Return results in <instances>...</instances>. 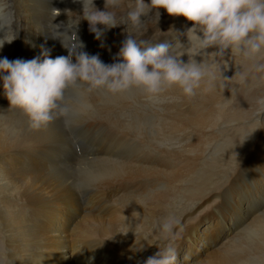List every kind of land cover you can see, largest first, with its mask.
Masks as SVG:
<instances>
[{
    "label": "bare ground",
    "instance_id": "obj_1",
    "mask_svg": "<svg viewBox=\"0 0 264 264\" xmlns=\"http://www.w3.org/2000/svg\"><path fill=\"white\" fill-rule=\"evenodd\" d=\"M95 6L100 10H105V0H95ZM53 7L61 10L62 13L64 9H69L72 12L70 17L83 16L82 4L73 2V0H14L15 27L18 35L13 43L5 44L3 49H0V57H7L9 60L22 59L21 48L18 45L20 40L24 42L22 48L26 50V53L34 55L35 58L41 57L42 50L55 52L53 58L67 56L68 51L59 47L62 46L61 39L53 38L52 32L51 34L46 32L47 27L51 30ZM159 12L158 21H156L155 10L150 12L148 17H142L144 28L147 30L142 35L137 34L138 40H144L156 28L160 20L166 17V10L160 9ZM181 17L183 16L173 18V23L185 26L179 37L173 38L175 40L172 42L173 46L177 40L186 42L184 33L192 26V22L181 19ZM68 19L67 15L61 14L56 18L55 23L63 21L66 26ZM39 20H44L47 25L39 24ZM180 20H182L181 23ZM125 28L126 25L113 28L116 31L114 35L120 44L127 37ZM59 31L63 32L64 28ZM73 31L76 32L77 37L80 31L94 35L89 31V24L83 18L77 27L71 29L70 35ZM130 31L133 30L130 29ZM165 36L166 33L160 34L161 39ZM84 38L89 41L83 34ZM83 45L84 48L80 51L91 55L89 50L92 48L88 50L87 45L84 43ZM73 61L75 62V57ZM234 76L235 72H222V77L225 79L231 80ZM238 80L239 77L231 81L218 78V84L214 90L203 92L204 85H209L205 82L196 90L194 96L186 97L180 91L168 100L173 103L163 104L161 108L164 111L175 109L181 111L177 113L180 115L179 120L169 121L171 128L161 130L165 135L176 136L175 139H169L171 148L163 153L156 148L154 150L145 149L143 135L135 128L136 120L141 123L146 115L151 118L148 97L138 99L137 102L140 104L137 107L134 103L121 100L113 105H106L101 98L100 89H89L86 85L82 86L79 89L82 97L73 103L75 115L67 118V123L71 125L68 126L72 128L74 125L85 122L98 123L99 128L109 125L107 129L113 131V134L107 131L102 132L98 139L97 155L100 158L94 155L93 145L88 144L90 139L85 138L82 153L93 155L88 154L83 159L90 160L87 165L89 167L96 166L102 161H110L114 165L121 163L126 167L123 176L108 179L92 188L98 190L97 192L92 194L91 190L89 192L83 190L81 193L84 201L80 200V193L65 182L64 178L60 177L62 175L59 176L64 172V167L60 168L63 160H71L73 163L72 160L79 157L72 143V137H69L66 130L67 123L61 121L59 115L54 113L53 120L47 125L38 129L33 128L25 112L11 108L2 84H0V232L3 234L0 251L4 255L3 264H106V256L110 260L109 264H144L149 256L158 251V246L163 247L167 243H172L176 247L175 242L178 239H185L183 232L185 226H189L190 221L196 220L197 216L202 214H217L213 230L206 233V237H212L217 243L209 245L204 258L193 259L187 255L186 264H207L214 261L219 252L229 251L243 231L254 222L255 218L258 219L256 214L259 211L253 209L251 215L253 219L247 217L243 224L244 227L237 228V219L234 217L232 219L222 210L236 206L238 217L245 207V203L241 204L240 200L251 201V197L255 198L258 194H264L263 191L260 192L262 188L259 177L248 176L249 179L245 180L242 176L244 169L252 164L257 151L262 152L263 132L252 136L247 152L235 156L236 161L233 167L226 171V175L225 173L219 174L220 184L218 186H215L213 179L218 172L216 174L213 172V176L207 177L205 187L214 186V188L204 196L202 195L203 197L192 207L190 206L191 208L181 210L183 207L180 209L174 201L171 203L168 196L177 190H187V193L193 191L192 176L197 170V165L204 163L205 156L211 150L210 145H207L204 140L211 139L214 129L218 126V121L209 126L208 113L221 107L225 101L226 97L221 99L223 91H219V88L223 84H228L229 86L226 85L224 88L233 89L239 83ZM79 106L83 109L78 108ZM189 108L192 111L190 113L186 112ZM195 113L202 117H196V119L190 117ZM21 120V132L23 133L4 132L9 125L17 124ZM193 121L196 124L192 126ZM90 131H87L85 135H92ZM159 132H156L157 138ZM128 136L131 138L129 141L125 139ZM258 139L261 143L257 142ZM128 145H134L137 154L128 153L127 151H131L126 149ZM53 157H58L59 161L55 162ZM137 157L141 159L161 157V160H157L158 162L141 161L137 166L135 165ZM263 167L264 164L260 165L259 170ZM137 169L150 170L151 173L144 174ZM224 185L225 187L221 189ZM146 186L152 187L149 193L150 198L149 195L143 198L145 201L139 205L138 201L144 196L141 195L142 190ZM234 186L237 187L236 192L231 194L230 199L225 202L224 196ZM199 187L200 185L194 186V190ZM158 188L163 192H158ZM129 200L134 202L133 206ZM172 210L180 221L175 229L179 232L175 241L172 236L159 232L160 221L171 215ZM190 211L192 215H196L193 219L186 215ZM248 219L251 221L247 222ZM226 225H232L234 229L236 227V230L221 240L218 236ZM120 232H127V234ZM192 234L194 235V231ZM169 238H172L171 242ZM139 248L142 250H137ZM190 248L195 247L190 246ZM86 249H88L87 252H85ZM68 251L69 256H65Z\"/></svg>",
    "mask_w": 264,
    "mask_h": 264
},
{
    "label": "clouds",
    "instance_id": "obj_2",
    "mask_svg": "<svg viewBox=\"0 0 264 264\" xmlns=\"http://www.w3.org/2000/svg\"><path fill=\"white\" fill-rule=\"evenodd\" d=\"M73 2L82 4V17H70L72 12L69 9H64L63 13L54 7L51 10L53 38L61 39L68 51L67 56L52 58L48 50H42V59L0 57V84L4 94L11 108L25 112L33 128L47 125L53 120L54 113L65 116L68 111L63 106L65 95L73 86L83 84L89 89H106L115 94L135 85L143 87L150 99L158 96L165 86L178 87L186 97H191L202 83L215 87L217 72L223 81L236 77L241 83L246 80L244 69L231 80L222 77L221 65L225 69L228 67L223 58L227 50L230 49L234 57H243L254 64L264 53V0H105V10L98 9L95 0ZM160 9L166 10L170 16H183L192 22L184 33L187 44L177 40L174 46L159 43L141 47L146 42H138L137 34L142 35L147 30L142 17H148L155 10L158 21ZM61 14L68 16L67 26L63 21L55 23ZM81 18L88 22L89 31L97 40H101L105 31L126 25L127 37L118 53L122 62L105 64L98 55L80 51L84 45L76 32L68 35L67 30L59 31L78 26ZM15 26L14 0H0V49L17 39ZM209 49L215 51L209 52ZM185 55L188 57L186 62ZM197 56L202 57L201 61H197ZM217 57L221 59L217 61ZM258 103L264 105V100ZM260 113L264 110H258L257 114ZM257 114L253 120L260 123L255 118ZM179 224L174 215H168L160 221L159 232L175 239L179 236L175 231ZM177 260V249L167 243L158 246V251L144 264H177Z\"/></svg>",
    "mask_w": 264,
    "mask_h": 264
},
{
    "label": "rangeland",
    "instance_id": "obj_3",
    "mask_svg": "<svg viewBox=\"0 0 264 264\" xmlns=\"http://www.w3.org/2000/svg\"><path fill=\"white\" fill-rule=\"evenodd\" d=\"M173 18L174 16H170L167 13L166 17L163 20H160V23L156 25V28H154L152 32L149 33L150 35L145 37L143 41H145L146 43L144 45H141V47L155 46L156 44H159V43H168L169 45H172V42L175 41L173 38L179 37V35L182 33L181 32L182 29L185 27V26H182L181 24L173 23ZM182 18L186 19L185 17H181V19ZM181 21L182 20H180V23ZM44 23L45 25H47L44 20H41V21L39 20V24L42 25ZM67 24L68 22L66 23V26ZM66 30L67 29L64 28V31ZM67 31H68V34L70 35L71 29H68ZM46 32L47 34L48 32L51 34V30L48 29V27L46 28ZM115 33L116 31L113 29L107 30L105 31L101 40H97L95 38V35H92L89 33L87 34L86 32L80 31L79 36L77 38L79 41L87 45L88 50L92 48L89 50V53L91 55L93 54L98 55L99 58L104 63H109L113 61H114L113 63H117V61L122 62V58L118 55V53L123 43L120 44V41L114 35ZM164 33H166V36L164 39L163 38L161 39L160 34H164ZM83 34L85 35V37L89 39V41L85 40V38L83 39ZM170 35L172 36L170 37ZM139 41L140 40H138V42ZM22 42L23 41L20 40L18 43V45L21 48L20 56L22 57V60H31L35 58L34 55L31 56L26 53V50L22 48L24 45V42L23 43ZM34 43L36 44V42ZM97 43L99 45H97ZM101 43H103L104 45L103 47H100ZM185 44H187V41L185 42ZM59 47H61L62 50L66 49L63 47V45ZM208 51L209 52L215 51V49H209ZM49 54L53 58L55 52L49 51ZM67 55H68V52H67ZM39 58H43L42 55ZM223 58L227 61L228 67L227 69H225L224 66L221 65V70H222L221 72H225V71L231 72L232 71V72H235L236 74V72L242 71L244 69L247 72V78L244 82L242 83L239 82L233 89L229 90L228 88H223L222 86L219 88V91H223L221 93L223 94L221 96V99L224 97L226 98L223 104L221 105V107L215 108L214 110H211L208 113V119L210 121L209 126H211L212 123H215L217 121H218V126L214 129L213 137L209 140H204V142L207 145H210L211 150L208 152L207 156H205L204 163L197 165L198 166L197 170L194 172L192 176L193 186H191V188L193 189V191H191V193H187L188 192L187 190H183L185 192L187 191L186 193H184L182 190H177V191H173L172 194L168 196L171 203H173L174 201V204L178 205L180 209L181 207H183L181 210H184L188 207L191 208L192 205L196 204L198 200H200L207 192H209L210 190L214 188V186L205 187L207 185L205 184L207 182L206 181L207 177L212 175L213 172L214 174L218 172L217 176L213 177L215 186H218L220 184L219 174L225 173L226 175V171L230 170V167H233V163L236 161L235 156L242 155L247 152L250 146V139L252 138L254 134L258 132L264 133V113L257 114L258 110H264V105L258 103V101L264 100V53H262L261 58L256 62V64H252L251 61H248L243 57H239V56L234 57L230 49L225 52ZM183 59L186 62L188 57L185 55ZM196 59L199 62L201 61L202 57L197 56ZM204 59L207 60V57L205 56ZM216 59L217 61H219L221 58L217 57ZM209 63H211V61H209ZM257 64L258 66H256ZM218 78H219V72H217V80ZM217 84H218V81L216 82L215 87H212L210 85H207V86L204 85L203 92H208V90H214ZM82 86L84 85L81 84V85L73 86V90L71 87L68 93H66L65 102L63 106L66 107L68 111L64 117H61L58 112L56 113L59 115L61 121L67 123V118H71L75 115L74 113L75 108H74L73 103L76 99H79L82 97V93L79 90ZM180 91L181 90L178 87L169 88L165 86L164 90L158 96H156L153 99L152 98L150 99L149 94L145 91L143 87H140V86L134 85L123 92L115 93V94L108 92L106 89L105 90L100 89L101 98L103 99V102L106 105H110V104L113 105L117 103L118 100H121V101H126L129 103H134V105L137 107L140 104V102H137L138 99L143 98V97L149 98L151 118H149L148 115H146L145 120L139 119L141 120V123L143 124H141L138 120H136L135 128L138 130V133L143 135V139H144L143 143H144L145 149L154 150L156 148L162 153L166 152V150L171 148V143L169 139H175L176 136L165 135L164 132H162L161 130H164V129L166 130L168 128H171V124L169 123V121L171 119L172 121L179 120L180 115H178L177 113H181V111L180 109L179 111L178 109L164 111L162 110L161 107L166 102L173 103V101L170 102L168 100L175 97ZM165 98L166 100H164ZM80 107L81 106H79L78 108ZM81 108L83 109V107ZM186 112L190 113L192 111L189 108L187 109ZM256 114L257 116L255 118L256 119L260 118L259 120L261 124L258 121L253 120V117ZM190 117H192L193 119H196V117L200 118L202 116L195 113V114L190 115ZM145 121L147 122L144 123ZM88 124H89L88 122L80 123V124L74 125L71 128L69 127L71 125L67 123L66 130L68 132L69 137L70 138L72 137L71 138L72 143L76 148V153H79L77 154L79 157L72 160L73 163L71 162V160L69 161L63 160V163H61L62 166H60V168L64 167V172L59 174V176L62 175L60 177H62V179L64 178L63 180L69 183L70 186H72V188L77 193H80V200H83V201H84V196L81 193L83 190L85 191L87 190L86 192H89L91 190L92 194L95 191L97 192L98 190H93L92 188L97 187L99 184H102L104 181L108 179H112L117 176H123L125 172V168H126L121 163H117L116 165H114V163L110 161L98 162L96 166H92V167L87 166L90 160L85 161L83 158L88 156L89 153L88 154L82 153L83 140L85 138L90 139L88 144L91 146L93 145V149L95 153L94 155H97L98 139L101 133L107 131L108 133L113 134V131H111L110 129H107V126L109 125L101 126L99 128L97 126L98 123H92L89 125ZM195 124H196L195 121H193L192 126ZM21 125H22V120L21 122L17 124L15 123L12 126L9 125L8 126L9 128H6L7 131L4 130V132L5 133L8 132L9 134H21L23 133L21 132V128H22ZM87 131L92 132V135H85ZM158 131L160 132L157 138L156 132ZM125 139L129 141L131 138L128 136V137H125ZM257 142L261 143V140L258 139ZM137 143L138 141L136 142V144ZM126 149L131 150L127 152L132 155L137 154V149L135 148L134 145H128ZM261 149H262V152L257 151L254 157L255 159H253V162L250 165V167L248 166L247 168L244 169V171L242 172V176L245 177V180L249 179L248 176L259 177L260 179L259 181L261 183V188H262L260 192L262 191L264 192V167L262 168V170H259V166L264 164V140L262 141ZM89 155L92 156L93 154H89ZM207 157L209 158L207 159ZM97 158H100V157L97 155ZM53 160H55V162L59 161L58 157H53ZM157 160L160 161L161 157H155V158L151 157V159L149 157L143 158V159H141L140 157H137L135 159V165L139 166V163L141 161L158 162ZM74 161H75V164H74ZM137 170H140L144 174L151 173L150 170H143V169H137ZM69 177L71 179H69ZM197 185H200V187L199 189H195L196 190L195 192L194 186L197 187ZM235 186L234 188H231L224 196L225 202L228 201L227 199H230L231 194L236 192L237 187ZM148 187L149 186H146L143 188L141 195H144V196L141 197V199L138 201L139 205L145 201V199L143 198H147L149 193L151 192L150 190L152 187H149V189ZM224 187L225 185L221 187V189H223ZM157 191L163 192L160 188H158ZM10 192H12V190ZM71 194L75 195V193H71ZM149 198H150V195H149ZM129 202L133 206L134 202L131 200H129ZM240 203L241 204L245 203V207L242 209L241 214L238 217H237V207L236 206L222 210V212L225 211L227 215L231 217L232 219L233 217L237 219L238 221L237 228L244 227L243 224L245 223V220H247L246 219L247 217H252L253 219V216H251L253 209H256V211H259L256 214L258 216V219L255 218L254 222L243 231L240 238L235 242V244L229 251L219 252L215 260L207 264H220V263L221 264H264V209H263L264 208V194H258L255 198L251 197V201L249 200L246 201L245 199L240 200ZM63 211H65V209H63ZM175 214L176 213H174V211L172 210L171 215L177 216V214L176 215ZM186 215L190 217V219H193L196 216L195 214L192 215V211L187 212ZM215 215H204V214L198 215L196 220L193 219L192 221H190L189 226L187 225L185 226V230L183 231L185 235V239L184 240L178 239L175 242V245H176L175 248L177 249V254H178L177 264H186V260L188 259H185V257L187 255L191 256V258L193 259L201 258V257L204 258L206 250L209 249V245L217 243L212 237H209V238L206 237L207 231L208 232L212 231L214 228V223L216 221ZM249 221H251V219H248L247 222ZM234 230H236V227L234 229L232 225L230 226L226 225L222 229V232L219 234L218 238L223 240L225 236L232 234ZM193 231H194V235L192 234ZM2 235L3 234L0 232V242L2 239ZM169 239H170L169 242H171L172 238H169ZM173 241H175V239H173ZM190 246L195 247V248H190ZM87 250L88 249H86L85 252H87ZM100 252L101 251H99V253ZM65 256H69V251L65 254ZM225 257L227 258L225 259ZM3 259H4V255L0 251V264H3ZM105 263L106 264L110 263V260L107 256L105 257Z\"/></svg>",
    "mask_w": 264,
    "mask_h": 264
}]
</instances>
